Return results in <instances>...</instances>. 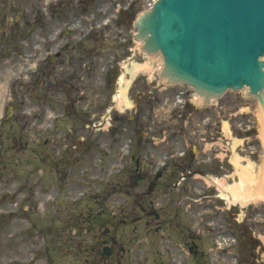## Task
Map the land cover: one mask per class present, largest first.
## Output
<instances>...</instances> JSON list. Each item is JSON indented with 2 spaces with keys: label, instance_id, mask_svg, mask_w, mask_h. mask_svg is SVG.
Wrapping results in <instances>:
<instances>
[{
  "label": "rangeland",
  "instance_id": "obj_1",
  "mask_svg": "<svg viewBox=\"0 0 264 264\" xmlns=\"http://www.w3.org/2000/svg\"><path fill=\"white\" fill-rule=\"evenodd\" d=\"M147 1L0 0V264H264V204L227 202L213 183L235 182L233 153L242 164L261 163L253 154L258 109L228 91L217 100L226 114L210 110L203 121L185 84L161 83L160 55L144 54L132 38ZM131 62L148 70L130 79L121 103L118 78ZM221 119L230 133L212 157L222 161L195 162L202 170L182 179L175 164L183 160L168 140L180 131L186 162L209 156V143L224 139ZM31 150L45 154L42 167ZM137 170L145 181L134 183ZM97 211L103 218L92 223ZM110 236L116 244L102 262L94 249Z\"/></svg>",
  "mask_w": 264,
  "mask_h": 264
},
{
  "label": "water",
  "instance_id": "obj_2",
  "mask_svg": "<svg viewBox=\"0 0 264 264\" xmlns=\"http://www.w3.org/2000/svg\"><path fill=\"white\" fill-rule=\"evenodd\" d=\"M135 25L142 48L162 54L170 82L206 95L248 87L262 103L264 0H156Z\"/></svg>",
  "mask_w": 264,
  "mask_h": 264
},
{
  "label": "bare ground",
  "instance_id": "obj_3",
  "mask_svg": "<svg viewBox=\"0 0 264 264\" xmlns=\"http://www.w3.org/2000/svg\"><path fill=\"white\" fill-rule=\"evenodd\" d=\"M152 60L154 58H151ZM160 60V58H156ZM147 63H135L131 62V65L125 66V71L119 77V95L117 100L121 103H128L126 98V89L130 82V79L137 75L139 72L147 71ZM130 75L127 79L126 75ZM1 93V92H0ZM198 101V98H196ZM258 118L257 128L259 129L261 142L264 144V115L258 110L255 114ZM226 125V123H224ZM264 149V148H263ZM233 164L238 168V182L230 185H225L224 182L216 179L217 186L227 201H239L243 204L249 200L257 201L260 198H264V161L261 159L259 165H254L250 161H247L246 165H240V159L236 153H233Z\"/></svg>",
  "mask_w": 264,
  "mask_h": 264
},
{
  "label": "flooded vegetation",
  "instance_id": "obj_4",
  "mask_svg": "<svg viewBox=\"0 0 264 264\" xmlns=\"http://www.w3.org/2000/svg\"><path fill=\"white\" fill-rule=\"evenodd\" d=\"M1 178V177H0Z\"/></svg>",
  "mask_w": 264,
  "mask_h": 264
}]
</instances>
